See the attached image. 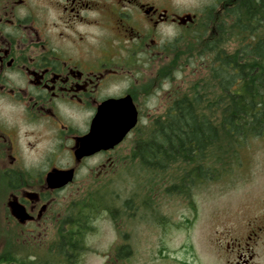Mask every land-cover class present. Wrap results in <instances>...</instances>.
<instances>
[{"label": "flooded vegetation", "instance_id": "flooded-vegetation-1", "mask_svg": "<svg viewBox=\"0 0 264 264\" xmlns=\"http://www.w3.org/2000/svg\"><path fill=\"white\" fill-rule=\"evenodd\" d=\"M186 1L0 0V102L32 127L21 144L19 129L0 122L5 167L0 173L17 177L7 182L8 199L31 217L20 224L8 211L22 231L57 220L50 216L56 195L76 183L81 171L92 173L94 181L108 178L102 181L106 186L128 159L131 166L138 164L141 108L164 81L155 86L156 62L169 57L173 41L214 40L219 29L234 23L236 0ZM261 5L264 11V0ZM104 104L128 106L136 112V124L111 148L77 157L80 140ZM115 118L111 113L103 121ZM23 151L40 159L26 164ZM69 170L67 185L48 188V173ZM243 225L234 224L228 234L227 264H264V208L260 218Z\"/></svg>", "mask_w": 264, "mask_h": 264}, {"label": "rangeland", "instance_id": "rangeland-1", "mask_svg": "<svg viewBox=\"0 0 264 264\" xmlns=\"http://www.w3.org/2000/svg\"><path fill=\"white\" fill-rule=\"evenodd\" d=\"M209 32L203 29L204 35ZM185 37L191 38L188 34ZM233 38L232 34L229 39ZM200 42L173 41L168 48L169 57L156 62L155 86L164 81L155 88L149 103L141 108L138 137L152 120L165 113L174 98L187 93L198 80L211 92L210 86L201 81L205 78L210 53H197ZM229 43V48H233L234 43ZM168 92L170 97L164 100L163 94L167 96ZM0 122L19 129L21 144L26 141L25 130L32 129L21 123L17 110L2 101ZM21 159L28 164L37 162L40 156L23 151ZM130 162L128 159L122 173L116 175L113 182H106V186L102 181L108 178L94 181L92 173L81 171L76 183L56 195L50 216L57 220H46L40 227L32 226L29 232L22 231L9 215L10 187L0 173V252L11 245L17 255L26 259L47 258L49 247L59 241L62 221L69 218L76 226L73 222L82 205L96 198L92 201L100 206L91 213L90 220L83 223L80 251L68 261L59 257L53 259L54 264H227L225 243L233 225L242 229L247 221L261 217L264 136L251 139L241 147L233 165L227 166L218 180L207 179L188 194L167 191L174 182L168 174L152 176L139 163L131 166ZM14 167L17 171L18 167ZM1 168H5L2 162ZM123 245L130 250L129 257L120 262L114 260V249Z\"/></svg>", "mask_w": 264, "mask_h": 264}, {"label": "trees", "instance_id": "trees-1", "mask_svg": "<svg viewBox=\"0 0 264 264\" xmlns=\"http://www.w3.org/2000/svg\"><path fill=\"white\" fill-rule=\"evenodd\" d=\"M233 17V26L219 29L217 39L203 43L199 40L197 53H210L201 81L210 86L211 92L198 80L187 93L174 98L165 113L152 120L138 137L135 154L138 163L152 176L162 173L174 179L167 189L169 192L188 194L207 179L218 180L224 169L233 165L241 147L251 139L264 136L261 0H236ZM231 41L234 45L230 49ZM13 178L10 175L6 183ZM95 199L82 205L73 222L76 226L69 218L62 221L59 241L49 247L47 258L26 259L17 255L10 245L0 252V264H54L53 259L58 257L64 261L75 257L81 249L83 223L100 206L94 203ZM129 255L130 250L123 245L114 249L113 259L120 262Z\"/></svg>", "mask_w": 264, "mask_h": 264}, {"label": "water", "instance_id": "water-1", "mask_svg": "<svg viewBox=\"0 0 264 264\" xmlns=\"http://www.w3.org/2000/svg\"><path fill=\"white\" fill-rule=\"evenodd\" d=\"M116 114L114 123H105L106 115ZM136 124V112H131L128 106L102 105L98 108L89 134L80 140V146L76 152L77 157L90 155L100 149H109L118 143L126 133ZM106 127V128H105ZM72 170L52 171L46 176V184L50 189H59L72 180ZM10 214L19 223L28 221L31 217L25 212L22 205L16 201L7 203Z\"/></svg>", "mask_w": 264, "mask_h": 264}]
</instances>
